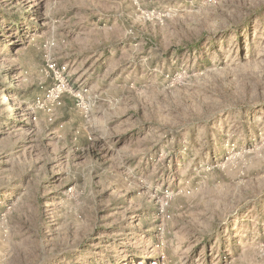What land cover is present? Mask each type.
<instances>
[{"label":"rangeland","instance_id":"rangeland-1","mask_svg":"<svg viewBox=\"0 0 264 264\" xmlns=\"http://www.w3.org/2000/svg\"><path fill=\"white\" fill-rule=\"evenodd\" d=\"M0 264H264V0H0Z\"/></svg>","mask_w":264,"mask_h":264},{"label":"built area","instance_id":"built-area-1","mask_svg":"<svg viewBox=\"0 0 264 264\" xmlns=\"http://www.w3.org/2000/svg\"><path fill=\"white\" fill-rule=\"evenodd\" d=\"M46 68L51 73L52 82L45 88L43 95L35 99L34 105L36 108L50 110L53 107L59 106L63 94L67 92L82 100L83 92L74 89L69 83L64 65L57 64L53 60H48Z\"/></svg>","mask_w":264,"mask_h":264}]
</instances>
